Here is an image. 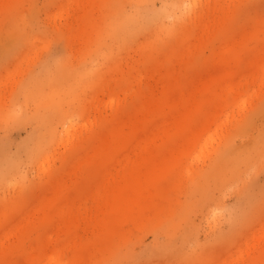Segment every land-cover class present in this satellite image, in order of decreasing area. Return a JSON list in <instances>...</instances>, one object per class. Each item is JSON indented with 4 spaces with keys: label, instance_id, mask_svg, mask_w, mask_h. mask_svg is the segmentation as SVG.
I'll list each match as a JSON object with an SVG mask.
<instances>
[{
    "label": "rangeland",
    "instance_id": "374dc122",
    "mask_svg": "<svg viewBox=\"0 0 264 264\" xmlns=\"http://www.w3.org/2000/svg\"><path fill=\"white\" fill-rule=\"evenodd\" d=\"M0 264H264V0H0Z\"/></svg>",
    "mask_w": 264,
    "mask_h": 264
}]
</instances>
